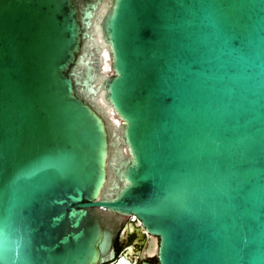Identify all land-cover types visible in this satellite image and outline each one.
Listing matches in <instances>:
<instances>
[{"label":"water","instance_id":"95a60500","mask_svg":"<svg viewBox=\"0 0 264 264\" xmlns=\"http://www.w3.org/2000/svg\"><path fill=\"white\" fill-rule=\"evenodd\" d=\"M131 215L264 264V0H0V264L110 263Z\"/></svg>","mask_w":264,"mask_h":264},{"label":"flooded vegetation","instance_id":"af4514ba","mask_svg":"<svg viewBox=\"0 0 264 264\" xmlns=\"http://www.w3.org/2000/svg\"><path fill=\"white\" fill-rule=\"evenodd\" d=\"M155 236L150 234L142 225L141 220L131 215L124 221L115 239V258L107 264H115L119 258L128 260L133 264H141V261H154L159 264L156 253L149 255V249L155 245Z\"/></svg>","mask_w":264,"mask_h":264}]
</instances>
